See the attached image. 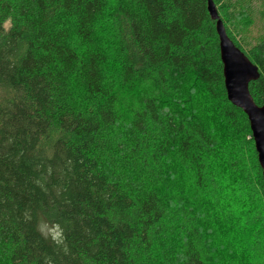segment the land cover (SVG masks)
<instances>
[{
	"label": "trees",
	"instance_id": "obj_1",
	"mask_svg": "<svg viewBox=\"0 0 264 264\" xmlns=\"http://www.w3.org/2000/svg\"><path fill=\"white\" fill-rule=\"evenodd\" d=\"M253 1L213 0L226 14L247 2L244 16ZM113 2L116 77L99 34L109 0H0V264H214L198 200L250 218L254 199L240 214L212 185L235 191L245 145L264 213L250 123L227 98L207 1ZM223 24L258 67L249 90L262 106L264 41L246 50ZM171 183L176 202L159 189ZM237 225L216 234L225 245L231 234L239 254L259 238Z\"/></svg>",
	"mask_w": 264,
	"mask_h": 264
},
{
	"label": "rangeland",
	"instance_id": "obj_2",
	"mask_svg": "<svg viewBox=\"0 0 264 264\" xmlns=\"http://www.w3.org/2000/svg\"><path fill=\"white\" fill-rule=\"evenodd\" d=\"M247 2H244L243 4L240 3L237 6H234L230 13L226 14L225 12H221L220 9L218 8L219 14L225 23V25L229 28L230 31L233 32V34L237 37L238 41H240V44L244 47V49L248 50L252 48L254 45L264 41V0H254L252 3V9L249 11L251 12L249 15L244 16L243 13L245 11ZM115 9V3L113 0H109V8L107 10V15L102 19L99 30V34L101 38L106 41L105 46L111 53V58L113 60V70L110 71L112 73L113 77L118 76L119 73V65H118V59L117 56L115 55V50H113V45L111 44V40H113V31L110 30V19H111V14L114 12ZM9 26H6L8 28ZM113 43V41H112ZM137 101L135 99L133 100L132 97L126 98L122 103V109L124 111L125 117L129 116V113L132 111V107L136 106ZM221 131L219 130L218 134L221 135ZM248 141V140H247ZM244 146V145H243ZM251 145L244 146V150L241 149V152H244V165H246V168L243 170L245 171L244 173H241V177L244 179H236L232 184L234 187V190L232 193L229 191L226 192V195H223L220 191H217L222 188V186L219 185L218 182H214L213 188L215 191V195L217 198H219V201H216L222 205H224V196L227 200L226 206L230 203L233 208L239 209L240 214L241 213H247L243 212L246 207H250V199H254L253 201L255 202L254 205L249 209V213L247 214L250 215V218L240 217L238 216L237 219L231 217V213L228 211L226 212H218L217 210V204L215 202H212V211L215 212L211 213L209 209L201 207L198 200V206L202 209V212L204 213L202 215L204 223L202 224V227L206 230L207 237L209 241V248H210V254L212 257H214V264H264V231H263V225H264V218H263V209H262V198L260 197L257 189H255L256 186V179H255V163L252 160V152H250ZM231 159L229 163L231 164L230 168L233 170V172H237L239 169L238 167H241L243 169V165L240 164V159L237 160L238 156V151L235 150L233 153H231ZM234 161L236 166L235 167L232 162ZM242 171V172H243ZM250 171V172H249ZM247 184H253V187L251 189H247ZM239 184V186H237ZM173 188V192L171 193L169 190L164 189L167 187L160 186L159 189L162 191L163 194H170L172 195V199L179 200L182 198V190L177 189V187L174 185V183H171L170 185ZM238 191H236L237 189ZM217 191V192H216ZM192 201H196L195 197H191ZM219 220V222L217 220ZM241 220L238 225L237 221ZM235 222V223H234ZM252 225L253 226V236L255 238H259L258 241L253 238V246L251 247V244L247 243L246 240V246L244 249L243 247L240 249L239 248V254L235 253L234 249L236 248V245L231 244V240H234L232 238L233 236L230 234L228 236V239L225 241L226 245L224 242L221 240V235H217L219 233L217 230L218 226L221 227V230L224 229V227L227 230H232L231 225H237L236 227L242 228L243 225ZM250 229V228H249ZM248 229V230H249ZM44 230L47 233H51L54 236H59V230L55 227H44ZM235 230V229H233ZM245 235H249L252 237V234L248 232ZM245 253V254H244ZM247 253V254H246Z\"/></svg>",
	"mask_w": 264,
	"mask_h": 264
},
{
	"label": "water",
	"instance_id": "obj_3",
	"mask_svg": "<svg viewBox=\"0 0 264 264\" xmlns=\"http://www.w3.org/2000/svg\"><path fill=\"white\" fill-rule=\"evenodd\" d=\"M206 1L210 17L216 22L227 98L248 117L258 162L264 178V104L258 106L249 90L250 83L258 80L259 70L227 35L213 0Z\"/></svg>",
	"mask_w": 264,
	"mask_h": 264
},
{
	"label": "clouds",
	"instance_id": "obj_4",
	"mask_svg": "<svg viewBox=\"0 0 264 264\" xmlns=\"http://www.w3.org/2000/svg\"><path fill=\"white\" fill-rule=\"evenodd\" d=\"M10 24H11V21L10 20L4 21V25L5 26H10Z\"/></svg>",
	"mask_w": 264,
	"mask_h": 264
}]
</instances>
